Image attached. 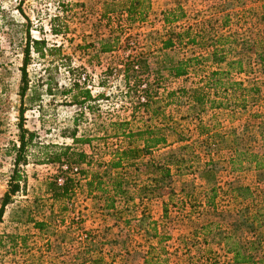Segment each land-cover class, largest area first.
Segmentation results:
<instances>
[{
	"label": "rangeland",
	"instance_id": "rangeland-1",
	"mask_svg": "<svg viewBox=\"0 0 264 264\" xmlns=\"http://www.w3.org/2000/svg\"><path fill=\"white\" fill-rule=\"evenodd\" d=\"M107 2L109 0H0V196L6 189L12 167V145L17 143L18 67L24 36L22 15L30 21L31 36L44 38L48 47L59 46L60 54L66 55L70 66L79 72L77 77L70 75L62 65L65 59L60 55L40 58L31 54L26 67L29 87L26 93L29 95L35 89L39 99L24 103L27 109L23 112L22 123L25 129L34 132V145L27 154L28 162L19 167L24 182L4 207L0 222V264H87L84 262L85 250L92 255H101V264H142L145 257L148 260L146 264H235L226 247L232 241L240 243L252 237L250 224L231 223L234 211H226L224 206H220L217 209L219 213L215 214L210 211L189 212L187 205L182 209L176 205L180 196L178 180L194 177V182H197L195 174L185 172L174 180V196L162 195L141 202L134 199L125 205L116 202L119 211L116 217L119 215V218H113L109 215L110 210L103 209L102 199L86 197L84 192L75 189L67 202V212L59 215L57 204L50 205L51 200L44 191V182L54 173L55 166L44 160L40 144L74 145L88 151L87 144L71 142L69 132L75 119V136L92 138L91 144L97 145L95 148L99 151L104 150L103 146L114 142L108 126L110 118L129 119L130 128H137L142 123L139 112L133 118L129 116L132 100L124 94L122 73L112 68V74L108 76L105 74L106 67L115 65L118 69L121 57L138 51L142 52L153 70L164 28L173 26L179 30L206 17L215 19L221 13L222 3L226 7L233 6V10L237 11L242 7H257L264 0H148L143 20L120 21L122 34H117L119 30L115 28L117 18L120 19L119 4L114 12L107 13L106 18L100 16L109 8ZM239 2L243 5H236ZM176 5L181 7L184 16L164 25L161 12ZM260 13L264 15V10L257 8L254 12L238 14L239 22L231 19L230 26L232 29L249 30L254 24L264 26V18L255 16ZM55 15L59 17L55 24L62 30L57 35L50 32V19ZM113 32L118 35L114 47L100 52L99 45L110 41ZM208 49L187 45L175 47L173 51L177 57L194 54L203 59ZM208 64L207 60L189 68L181 77H167L159 91L197 85ZM81 75L84 80H81ZM233 76L236 78V75ZM73 77L79 83L84 81V87L92 95H101L95 102L96 109L89 111L87 107L70 103L69 94L63 91L70 87ZM46 80L50 81V94L45 91ZM250 109L255 110V106ZM165 111L176 119L183 115L180 121L183 131L190 140L195 138L193 125L197 120L193 110L183 104L167 106ZM225 113L224 110L204 109L198 115L204 122L210 119L211 123L216 122L221 127L236 128H240L247 115L241 112L231 118ZM121 143L125 144V141ZM218 165L216 181L219 184L225 180L253 184L251 170L227 174L222 167L225 164ZM140 177L143 178V175ZM259 183L263 187L264 183ZM164 204L165 215L162 213ZM26 215L44 221L46 229L38 231L33 228L24 221ZM151 221L156 222L157 233L166 239L161 241L160 248H153L149 253L148 247H151L150 244L154 247L157 238L153 236L154 223ZM261 225L264 226V223H260L255 230L261 231ZM8 235L14 238L13 244L8 241ZM258 253L264 259V237Z\"/></svg>",
	"mask_w": 264,
	"mask_h": 264
},
{
	"label": "trees",
	"instance_id": "trees-1",
	"mask_svg": "<svg viewBox=\"0 0 264 264\" xmlns=\"http://www.w3.org/2000/svg\"><path fill=\"white\" fill-rule=\"evenodd\" d=\"M147 2L148 0H109L106 3L109 8L100 16L106 18L107 13L114 12L119 4L120 19L117 18L115 28L119 30L117 34H122L123 26L120 21L130 23L143 20ZM236 5L242 6L243 3ZM221 8L219 17L212 18L213 21L211 17H206L179 30L173 26L164 28L153 70L142 52L138 51L121 57L117 63L120 64L118 69L115 65L106 67L105 74L108 76L112 74V68L122 73L124 94L132 100L129 116L133 118L135 113L141 114L142 123L139 127H128L129 119L110 118L108 126L114 142L103 146L105 151H99L100 149L95 148L97 145L91 144L92 138L75 136L77 123L73 119V128L69 132L71 142L87 144L88 151L74 145L40 144L44 160L55 166L54 173L44 182V191L51 200L50 205L57 204L56 212L59 215L67 212V202L75 189H78L86 197L102 199L103 209L110 210L109 215L113 218H119V215L116 217L119 213L116 202L125 205L134 199L141 202L162 195L174 196V180L189 172L195 174L198 181L194 182V177L178 180L177 190L180 196L176 205L181 209L187 205L189 212L210 211L217 214L220 206L226 207V211H234L231 223H249L253 233L252 237L240 243L232 241L227 245L226 250L231 253L232 262L263 264L264 259L258 250L264 237V226L261 225V231L255 229L259 228L260 223H264V185L262 187L259 183H264V26L254 24L251 30L232 29L230 20L239 22L238 14L254 12L257 8L264 10V3L257 7H242L237 11L233 10V6L226 7L222 3ZM161 15L162 23L169 25L183 17L184 12L176 5L163 10ZM22 16L24 36L18 67L17 143L12 145V167L6 189L0 196V222L5 205L20 189L21 182H24L19 167L28 162L27 154L34 145V132L25 129L22 123L23 112L27 109L24 103L39 99L35 89L29 95L26 93L29 90L26 67L30 63L31 54L40 58L45 55H60L65 59L62 65L70 75L77 77L79 73L75 67L70 66L68 57L60 54L59 46L48 47L44 38H33L29 33L30 21L25 15ZM255 16L258 19L264 18L262 13ZM58 19L56 15L50 19V32L55 35L62 33L55 24ZM117 40L118 35L113 32L110 41L99 45L100 52L110 51ZM187 45L209 49L203 59L194 54L181 57L174 54L175 47ZM207 60L209 64L204 70L205 75L200 77L197 85L159 91L167 77L184 76L189 68H195ZM76 77L72 78L70 87L63 91L64 94H69L71 104L87 107L89 111L96 109L95 102L101 95H92L84 87V81L79 83ZM45 82V91L50 94V81ZM140 96L143 101H139ZM183 104L193 110L197 120L193 125L196 136L192 140L182 129L180 121L183 115L176 119L165 111L167 106L178 107ZM254 106L255 110H251ZM204 109L224 110L231 118L241 112H246L247 115L240 128L221 127L216 122L211 123L210 119L204 122L199 118L198 113ZM123 140L125 144L121 143ZM222 162L227 174L251 170L253 184L233 183L231 180L219 184L216 176L220 168L218 164ZM61 165L66 168H61ZM73 167L76 168L75 171L72 170ZM51 209L52 206L50 211ZM162 213L166 214L165 204L162 206ZM25 217L24 221L38 231L46 229L44 221L34 220L29 215ZM151 223H154L153 236L157 238L154 247L151 244L148 247L149 253L153 248H160L161 241L166 239L157 233L156 222ZM253 223L258 225L254 226ZM7 237L13 244L14 238L10 235ZM84 254V262L87 264H101L103 260L101 255H92L86 250ZM147 261L145 257L142 264Z\"/></svg>",
	"mask_w": 264,
	"mask_h": 264
},
{
	"label": "built area",
	"instance_id": "built-area-1",
	"mask_svg": "<svg viewBox=\"0 0 264 264\" xmlns=\"http://www.w3.org/2000/svg\"><path fill=\"white\" fill-rule=\"evenodd\" d=\"M80 78H81V80H84V76H83V75H81V76H80ZM141 86H143V85H141ZM143 100H144V99H143V97H142V96H140V97H139V101H143ZM61 168L65 169V168H66V166H65V165H61ZM72 170H73V171H75V170H76V168H75V167H73V168H72Z\"/></svg>",
	"mask_w": 264,
	"mask_h": 264
}]
</instances>
